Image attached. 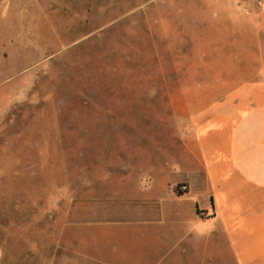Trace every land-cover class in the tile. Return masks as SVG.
<instances>
[{
	"label": "rangeland",
	"instance_id": "obj_1",
	"mask_svg": "<svg viewBox=\"0 0 264 264\" xmlns=\"http://www.w3.org/2000/svg\"><path fill=\"white\" fill-rule=\"evenodd\" d=\"M261 1L0 0V264H128L102 217L176 166L175 102Z\"/></svg>",
	"mask_w": 264,
	"mask_h": 264
},
{
	"label": "crops",
	"instance_id": "obj_2",
	"mask_svg": "<svg viewBox=\"0 0 264 264\" xmlns=\"http://www.w3.org/2000/svg\"><path fill=\"white\" fill-rule=\"evenodd\" d=\"M241 26L257 35L234 44L245 53L214 60L207 82L175 102L176 166L160 168L161 179L146 173L101 219L128 237V264H264V17ZM180 184L187 192L177 195ZM106 253L103 264H117Z\"/></svg>",
	"mask_w": 264,
	"mask_h": 264
},
{
	"label": "built area",
	"instance_id": "obj_3",
	"mask_svg": "<svg viewBox=\"0 0 264 264\" xmlns=\"http://www.w3.org/2000/svg\"><path fill=\"white\" fill-rule=\"evenodd\" d=\"M261 6L264 7V0L261 1ZM175 192L178 194H184L187 192V187L183 184L177 185L175 188Z\"/></svg>",
	"mask_w": 264,
	"mask_h": 264
}]
</instances>
